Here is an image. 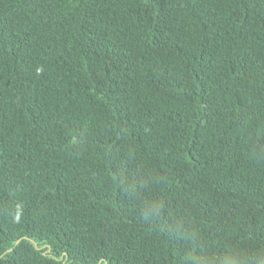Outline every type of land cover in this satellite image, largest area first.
Segmentation results:
<instances>
[{
  "label": "trees",
  "instance_id": "16d2710c",
  "mask_svg": "<svg viewBox=\"0 0 264 264\" xmlns=\"http://www.w3.org/2000/svg\"><path fill=\"white\" fill-rule=\"evenodd\" d=\"M0 264H264V0H0Z\"/></svg>",
  "mask_w": 264,
  "mask_h": 264
}]
</instances>
